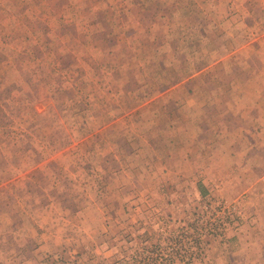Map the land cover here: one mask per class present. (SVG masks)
<instances>
[{
  "label": "rangeland",
  "instance_id": "obj_1",
  "mask_svg": "<svg viewBox=\"0 0 264 264\" xmlns=\"http://www.w3.org/2000/svg\"><path fill=\"white\" fill-rule=\"evenodd\" d=\"M257 24L264 0H0V264H264V155L215 186L147 104L208 94L189 77L244 38L264 94Z\"/></svg>",
  "mask_w": 264,
  "mask_h": 264
},
{
  "label": "crops",
  "instance_id": "obj_2",
  "mask_svg": "<svg viewBox=\"0 0 264 264\" xmlns=\"http://www.w3.org/2000/svg\"><path fill=\"white\" fill-rule=\"evenodd\" d=\"M243 14L244 17L249 15ZM256 27L263 29L257 37V41L260 42L263 40L264 26L257 24ZM220 33L222 32L218 34ZM228 44L229 41L222 40L218 46L219 57L189 77L196 82L204 73H208V94L201 92L200 87L196 86L199 92L194 88L193 94H158L147 103L156 101L154 102L156 107L158 103H162L161 109L164 105L181 109L180 113H176L180 115L176 121L169 120L175 113L161 115L164 119L160 122L161 127L159 126L162 141L160 146L164 149L174 146L179 149L183 143L187 148L194 147L197 143L198 150L196 152L193 150L190 158L196 159L193 171L199 176L201 146L207 143L210 157L207 159L208 171L210 175L212 174L215 186L219 180L223 186H227L235 170L240 174L238 178L243 176L242 178L247 180L254 168L253 165L252 169H249L248 164L255 162L256 155H264V94H258L259 92L255 94L257 89L250 84H255L253 79L257 75L256 71L251 65L239 59L240 55L245 56L248 53L247 49L253 43L244 38L241 44L232 47L233 49H229ZM220 72L226 80L220 78ZM181 83L178 81L176 86L179 87ZM250 92L252 94H249ZM190 112L191 114H187ZM156 123L151 125L152 130L158 129V122ZM163 131L166 132L165 137L162 136ZM202 134L203 140L200 138ZM185 156L189 158L188 155ZM180 158H183V155H180ZM259 179L264 181V174ZM255 187L252 186L249 191Z\"/></svg>",
  "mask_w": 264,
  "mask_h": 264
},
{
  "label": "trees",
  "instance_id": "obj_3",
  "mask_svg": "<svg viewBox=\"0 0 264 264\" xmlns=\"http://www.w3.org/2000/svg\"><path fill=\"white\" fill-rule=\"evenodd\" d=\"M196 29V28H195Z\"/></svg>",
  "mask_w": 264,
  "mask_h": 264
}]
</instances>
